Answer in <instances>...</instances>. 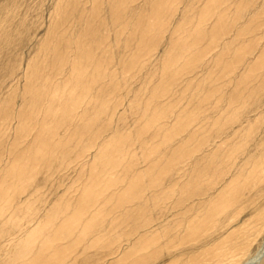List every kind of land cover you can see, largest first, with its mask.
I'll list each match as a JSON object with an SVG mask.
<instances>
[{
  "label": "rangeland",
  "instance_id": "rangeland-1",
  "mask_svg": "<svg viewBox=\"0 0 264 264\" xmlns=\"http://www.w3.org/2000/svg\"><path fill=\"white\" fill-rule=\"evenodd\" d=\"M207 1L210 0H119L120 5H118V0H0V201L2 203L0 209L2 207L1 211L4 212L0 211L2 213L0 214V264L26 263L27 258H32L39 247L49 240L57 226L66 219L65 217L80 209L83 210V214L79 213L81 226L96 215L99 222L97 224L96 218L94 225L98 233L96 231L88 235L80 246L69 252L66 257L68 259L65 258L57 264H108L107 262L116 264L119 257L121 258L133 244L137 243L136 238L140 237L139 234H145L142 233L144 231L140 233L135 214L137 208H142L141 205L144 206V203L148 206L162 204L161 209L156 212L157 216L154 212L149 215L155 220H151L154 226L150 223L147 229L151 233L157 232L152 236L158 234L159 237L161 234L159 240L163 241L161 244L163 243L164 249L162 248L163 252L159 253V257L151 259L149 264H174V262L187 264L190 260L188 264H194L192 261L194 262L195 258L201 260L198 256L209 248L211 243H215L218 238V243L221 242V238L224 239L230 232L236 231L240 224L248 232L245 237L251 236L248 242L250 246L244 254L237 255L236 264H264V67L254 69L256 67L254 60L264 54V50L262 51L264 0L257 2H254L256 0H212L215 6L214 15L211 16L213 19L203 22L201 27L204 33L211 31L218 33L219 46L217 44L213 50L204 55L199 68L193 67L188 73L175 77L174 86L172 85L166 93L160 92L162 84L171 81L168 79V74L161 72L164 63L169 65L173 56L182 57L184 56L182 53L187 54L186 52L190 50L187 43L191 40L182 45L183 39L186 36L193 38L200 8L205 6ZM117 6L120 9L119 13L125 17L122 23H117L111 18L113 13L111 9ZM149 28L151 30H148ZM207 40L198 41L195 38L197 44L194 47L212 48ZM107 56L109 59L106 58ZM183 59L184 57L173 63L172 69L179 68ZM242 64L245 66L243 67ZM230 65L231 69L228 72L225 68ZM174 66L177 68L175 69ZM249 66L254 71H249V76L255 74L251 76L252 79L249 77L246 82H241L239 75L245 74ZM122 73L124 79H121ZM96 79L99 81L95 82ZM101 81L105 82L102 84ZM116 84L121 86L118 93L114 88ZM246 86L247 91L243 92ZM101 87L103 88L100 89ZM233 89L236 91L234 92ZM106 90L107 93L104 92ZM88 94L91 97H88ZM94 95L97 98L95 97L92 102L91 98ZM101 95L103 97H98ZM231 95H234L233 98ZM99 98L103 101L106 99L105 102L111 101L108 105L102 103ZM108 98L110 100H107ZM228 102L232 104L229 105ZM250 102L253 104L251 105ZM97 103L99 110L104 103L106 109L109 106L110 108L108 111L104 109V112L102 107L101 112L95 107ZM111 103L115 104L112 106ZM241 103L250 105L244 106ZM245 107L247 108L243 110ZM231 110L232 115L228 116ZM106 112L110 115H106ZM157 113L160 116L162 114V118L149 125L151 116H154L155 120ZM67 117L65 123L64 118ZM226 120L229 121L228 124ZM247 120H250L249 123L246 122ZM63 123L64 127H62ZM55 125L60 128L57 129ZM213 125L216 127L212 128ZM228 126L233 127V130ZM225 127L226 130L231 131H224ZM215 128H218L217 131L213 130ZM173 130L175 135L172 134ZM248 131H250L249 135H247ZM216 132L217 135L214 134ZM116 134L117 137H114ZM213 135L218 137L215 138ZM231 136L237 137L236 140H233L235 137L228 139ZM247 136L248 139L245 138ZM115 138L117 140L113 141ZM121 139H123L122 143L116 144V141ZM243 140H246V146ZM224 143L227 147L223 145ZM237 150L242 151V154ZM236 151L237 154H234ZM112 153L115 155L113 156ZM227 157L230 159L228 160ZM101 162H105L104 165ZM94 163L97 166L95 172H92L91 166ZM228 165L233 166L232 169ZM11 176H14V182H17L12 183L13 187L16 185L14 190L13 187L11 188L13 182ZM220 176L221 179L218 178ZM137 180L138 188L133 189L131 193L133 187L130 184ZM106 181H109V185L113 183L108 190L101 186L96 187L97 182L105 184ZM115 184L118 188L114 191ZM188 184L191 187L187 188ZM205 186L207 188L211 186L210 190ZM184 187L190 190L191 196ZM196 189L199 190V195L208 194L202 197L197 195L199 199L195 195ZM88 190L96 193L87 195ZM172 190H175L176 194ZM224 190L228 192L225 194ZM183 191L186 192V196ZM123 192H126L127 198L130 199L126 200L127 202L129 200L128 203L125 202L126 204L123 202L125 205L116 202L119 194ZM222 192L226 196L221 195ZM179 193L187 197V203L184 196H180ZM134 195H138L142 200L134 201L135 198L131 200ZM143 196H146L145 199ZM222 196L229 197L225 204L228 207L223 209L224 211L220 210L223 213H219L220 218L216 226L210 229L212 231H207L204 240L201 236L197 241L186 244L187 246L181 245L179 246L181 251L177 248L178 245L169 246L175 245L172 243L173 236L177 235L174 239L176 240L184 233L186 220L191 218L190 216L201 217L205 209L215 199H222ZM82 197L86 204L84 208L78 206ZM111 198L114 199L113 202L110 201L112 204L108 202ZM4 199L7 204L4 203ZM22 202L24 204L21 205ZM178 202L184 203L179 205ZM196 204L200 206L197 208ZM119 205L123 206L122 209H119L121 208ZM185 211H188V214ZM230 212L237 215L234 217V213ZM167 213L171 214L167 215ZM121 214L125 215L121 216ZM132 214L135 217H132ZM223 214L226 216H222ZM53 216L57 219L54 220ZM231 216L234 220L233 218L228 220ZM241 216L245 217L243 221ZM168 217L171 219V221L168 219L171 224L166 220ZM46 219L52 221L45 222ZM220 219L223 222L221 224H219ZM123 222H129V225L125 226L126 223ZM177 223H181L184 228H181L182 225L177 229L174 228ZM222 224H225V227H221ZM42 225L46 226L45 230ZM81 226L76 232L69 231V236L65 235L63 242H55L52 249H57V246L59 250L69 251L73 238L81 233ZM132 228L137 229L138 234ZM213 229H217L216 233ZM45 231L49 232L45 233ZM168 235L171 237L168 238ZM211 237L215 240L213 241ZM29 242L32 245L27 251V258L24 256V260H18L21 258V256L16 258L19 248ZM197 242L204 244L201 246ZM194 243H197L196 246ZM168 248L173 249V252ZM192 249L195 251L193 252ZM196 250L199 252L197 253ZM57 253L48 251L44 255L48 257ZM44 260L48 261L46 258Z\"/></svg>",
  "mask_w": 264,
  "mask_h": 264
},
{
  "label": "bare ground",
  "instance_id": "bare-ground-1",
  "mask_svg": "<svg viewBox=\"0 0 264 264\" xmlns=\"http://www.w3.org/2000/svg\"><path fill=\"white\" fill-rule=\"evenodd\" d=\"M135 1V0H134ZM160 1V0H159ZM192 1V0H191ZM203 1V0H202ZM215 1V0H214ZM254 1V0H253ZM194 2V1H193ZM254 2H257V0L256 1H254ZM118 5H120V2H119V0H118ZM195 3V2H194ZM218 4H219V2H217ZM235 3V2H234ZM190 4V3H189ZM159 5V4H158ZM197 5H198V3H197ZM203 5V4H202ZM201 5V6H202ZM235 5V4H234ZM191 6V5H190ZM192 6H195V4L193 5L192 4ZM196 7V6H195ZM198 7V6H197ZM214 2H212V0H210V1H207L206 2V4H205V6H203L202 8H200V12H199V14H198V17L197 18H199L198 20H196V27H197V29H194L195 30V32H194V35H193V38H192V36H186L185 34V36H186V38L185 39H183V44L182 45H184V44H186V42L189 40H191V42L190 43H187V47L188 48H190V50L188 51V52H186L187 54H183L182 53V55H184V56H182V57H179V56H173L172 58H173V60L171 61V62H169V65L167 64L166 65V63H164V66L162 67V73L164 74H168L169 76H168V79L169 80H171L170 81V83H163L162 85V87H160V92L161 93H166V92H168L169 90H170V88H171V86L174 84L173 82H174V78L175 77H177V76H180V75H183V74H186V73H188L189 72V70L191 69V68H195V67H197V68H199V64H200V61L202 60V58L204 57V55L205 54H207V52L208 51H210L211 49L213 50L214 49V47L215 46H217V44H218V42H219V38L220 37H218V33L217 32H213V31H211L210 33H204V31L202 30V27H201V24L203 23V22H206V21H208V20H210L212 17L211 16H213L214 15V13H213V10H214ZM259 7V6H258ZM194 8V7H193ZM191 9H192V7H191ZM189 10V9H188ZM188 10H187V13H188ZM111 11H113V13H112V20L113 21H115V22H117V23H119V22H123L124 20H125V17L123 16L122 17V15H121V13H119V11H120V9H119V7L117 6V7H114L113 9H111ZM186 11V10H185ZM194 11V10H193ZM196 11V10H195ZM106 12V11H105ZM215 12V11H214ZM189 14V13H188ZM128 16V15H127ZM106 17V16H105ZM143 17V16H142ZM195 17V16H194ZM124 18V20L122 21V19ZM189 18H191V17H189ZM216 18V17H215ZM192 20H193V18H191ZM213 19V18H212ZM187 20V19H186ZM188 21V20H187ZM147 22V21H146ZM214 22V21H213ZM263 22V21H262ZM107 23V22H106ZM151 23V22H150ZM149 23V24H150ZM189 24H190V22H188ZM193 23H194V21H193ZM157 24V23H156ZM186 24V23H185ZM223 24V23H222ZM258 24V23H257ZM200 25V26H199ZM185 27V26H184ZM195 27V28H196ZM190 28V27H189ZM186 29H188L187 27H186ZM185 28H184V30H186ZM192 29V28H191ZM123 30H124V28H123ZM148 30H151L150 28L148 29ZM193 30V31H194ZM252 30H253V28H252ZM189 31V30H188ZM119 32V31H118ZM142 32V31H141ZM181 32V31H180ZM184 32V31H183ZM187 34H188V32H186ZM195 33H196V35H195ZM239 33V32H238ZM251 33V32H250ZM192 34V33H191ZM241 34H243V33H241ZM252 34H253V31H252ZM192 38V39H191ZM197 39L198 41H200L201 39H203V40H206V39H208L207 41V43L209 44V46L210 47H212V48H210V49H208V47H205V48H195L194 46L197 44V43H195V42H197V41H194V39ZM263 39V38H262ZM120 41V40H119ZM185 41V42H184ZM120 43V42H119ZM125 44V43H124ZM220 44V43H219ZM219 44H218V46H219ZM258 45V44H257ZM120 47V46H119ZM183 47V46H182ZM194 47V48H193ZM256 47V46H255ZM97 48V47H96ZM184 48V47H183ZM253 48V47H252ZM186 49V48H185ZM138 50H139V48H138ZM192 50H194V51H192ZM254 50V49H253ZM264 49H262V51H263ZM122 51V50H121ZM184 51V50H183ZM261 51V50H260ZM261 51V52H262ZM260 52V55L262 54ZM165 54H167V53H165ZM106 55H108V54H106ZM105 55V56H106ZM259 55V54H258ZM243 56V55H242ZM95 57H97V55L95 56ZM168 57V56H167ZM184 57V61H183V63H182V65L179 67V68H177V67H175L174 66V68L176 69V70H173L172 69V64L173 63H177L180 59H182ZM106 58H108L109 59V57L107 56ZM100 59V58H99ZM105 59V58H104ZM107 59V60H108ZM114 59V58H113ZM251 59V58H250ZM108 61H110V60H108ZM254 61H256V67L254 68L255 70L257 69V68H260L261 66H263L264 67V54L263 55H261L260 57H257V59L256 60H254ZM106 62V61H105ZM112 62V61H111ZM221 62V61H220ZM233 62V61H232ZM243 62V61H242ZM249 62V61H248ZM122 63V62H121ZM215 63H216V61H215ZM245 63V62H244ZM111 64V63H110ZM109 64V65H110ZM217 64H220V63H218L217 62ZM216 64V65H217ZM224 64V63H223ZM240 64H241V60H240ZM93 65V64H92ZM235 65V64H234ZM250 65V64H249ZM253 65H255V64H253ZM253 65H251V66H253ZM110 66H112V64L110 65ZM109 66V67H110ZM179 66V65H178ZM222 66V65H221ZM223 66H226V65H223ZM237 66H240V65H237ZM242 66L244 67L245 66V64H242ZM242 66H240V67H242ZM102 67V66H101ZM105 67H107V66H105ZM114 67V66H113ZM112 67V68H113ZM218 68V67H217ZM227 68V67H226ZM225 68V70L226 71H230V69H231V65H230V67L228 66V68L226 69ZM246 69H247V71H246ZM244 68V72H245V74H242V75H239V77L241 76V78H240V81L241 82H246V80L250 77V79H252V77H253V75L255 74H252L251 76H249V71H251V72H254L253 71V69L252 68H250V66L249 67H247V68ZM117 70V69H116ZM88 71H89V69H88ZM121 71H123V69L121 70ZM107 72V71H106ZM91 73V72H90ZM102 74V73H101ZM264 74V73H263ZM256 76H257V74H256ZM259 76V75H258ZM85 77H86V73H85ZM107 77V76H106ZM122 77H124V73H122L121 74V79H124V78H122ZM99 79H101V78H99ZM99 79H96L95 80V82L96 81H99ZM104 79V77L102 78V80ZM258 80V78L256 79V81ZM106 81V80H105ZM104 81V82H105ZM109 81V80H108ZM118 81V80H117ZM102 82V81H101ZM104 82H102V84L104 83ZM81 83V82H80ZM230 83V82H229ZM104 85H106V84H104ZM174 86V85H173ZM80 87V86H79ZM106 87V86H105ZM250 87V86H249ZM249 87H248V89H249ZM103 87H101L100 89H102ZM111 88H113V86H111ZM115 90H116V92L118 91V89L119 88H121V86L120 85H118V84H116L115 85ZM125 88V87H124ZM91 89V88H90ZM251 89V88H250ZM254 89V88H253ZM94 90V89H93ZM110 90V92H111V89H109ZM234 90V89H233ZM259 90V89H258ZM231 91H232V89H231ZM230 91V93H232ZM236 91V89L234 90V92ZM243 92H245V91H247V86L245 87V89H243L242 90ZM90 92V91H89ZM88 92V93H89ZM93 92V91H92ZM95 92V91H94ZM93 92V93H94ZM104 92H106L107 93V90L106 91H104ZM103 92V94H106V93H104ZM173 92V91H172ZM171 92V93H172ZM233 92V93H234ZM118 93V92H117ZM160 93V94H161ZM232 93V94H233ZM242 92H240V94H241ZM97 94V93H96ZM95 94V95H96ZM102 94V95H103ZM113 94L115 95V92H113ZM157 94H159L158 92H157ZM86 95V94H85ZM93 95V94H92ZM94 95V97H92L91 98V101L92 100H94L95 99V97L98 95H96L95 96ZM100 95V94H99ZM98 96V97H103V96ZM109 94H107V96H108ZM155 95V94H154ZM90 95L88 94V97H89ZM106 96V97H107ZM117 96H119V95H117ZM234 96V95H233ZM233 96L231 95V98H233ZM86 97H87V95H86ZM91 97V96H90ZM113 98V96H110V98ZM116 97V96H115ZM153 97V96H152ZM228 97H229V95H228ZM97 98V97H96ZM99 98V100H101V102L103 103V102H105L106 101V99H104V101L102 100V99H100ZM110 98H108L107 100H110ZM53 99H54V97H53ZM115 99V98H114ZM121 99V98H120ZM156 99V98H155ZM54 100H56V99H54ZM116 100V99H115ZM153 100V99H152ZM167 100V99H166ZM230 101L232 100V99H229ZM228 100V101H229ZM243 100V99H242ZM52 101V100H51ZM82 101V100H81ZM91 101H90V103H91ZM111 101V100H110ZM110 101H107V102H105V103H110ZM229 101V102H230ZM93 102V101H92ZM148 103H149V101H147ZM228 102V103H229ZM233 102V101H232ZM52 103H53V101H52ZM99 103V102H98ZM98 103L96 104L97 106H95V107H97L98 108ZM105 103L103 104L104 106H105ZM109 103H108V105H109ZM226 103V102H225ZM228 103H227V106H228ZM115 104V103H114ZM113 104V105H114ZM161 104V103H160ZM232 103H229V105H231ZM242 105L244 104V106H246L247 104L248 105H250L251 104V102H250V104L249 103H247V104H245V103H241ZM253 104V103H252ZM251 104V105H252ZM256 104V103H255ZM90 105V104H89ZM88 105V106H89ZM93 105V104H92ZM91 105V106H92ZM100 105H101V103H100ZM107 105V104H106ZM107 105V106H108ZM111 105H112V103H111ZM112 105V106H113ZM118 105V104H117ZM121 105V104H120ZM156 105H157V103H156ZM247 105V106H248ZM261 105V104H260ZM86 106H87V104H86ZM91 106H90V108H91ZM104 106H102L101 105V109H102V107H103V110L104 109H106ZM241 106V105H240ZM95 107H93V108H95ZM160 107V106H159ZM241 107H243V106H241ZM254 107V106H253ZM88 109H89V107H87ZM86 108V109H87ZM109 108H110V106H109ZM109 108H107L106 110L108 111V109ZM226 108V107H225ZM224 108V109H225ZM247 107H245V108H243V110L244 109H246ZM251 108V107H250ZM255 108V107H254ZM257 108V107H256ZM99 110V108L97 109V110H99V111H103V110ZM231 109V108H230ZM232 109H234V108H232ZM258 109H260L259 108V106H258ZM257 109V110H258ZM83 110H85V108L83 109ZM92 110H94V109H92ZM227 110H229V109H227ZM240 110V108L238 109V111ZM255 110V109H254ZM76 111H78V110H76ZM234 111V110H233ZM252 110H250V112H251ZM71 112V111H70ZM83 112V111H82ZM104 112H105V110H104ZM235 112V111H234ZM233 112V113H234ZM254 111H252V113H253ZM56 113V112H55ZM163 113V112H162ZM167 113V112H166ZM219 113V112H218ZM247 113V112H246ZM260 113V112H259ZM258 113V114H259ZM52 114L54 115V117H55V114H54V112H52ZM71 114H73L72 112H71ZM76 114V113H75ZM85 114V113H84ZM110 115V113H108V112H106V115ZM165 114V113H164ZM81 115V114H80ZM231 116L232 115V110H231V113L230 114H228V116ZM61 116H63V115H61ZM60 116V117H61ZM69 116H71V115H69ZM72 116H74V114L72 115ZM77 116H78V114H77ZM82 116V115H81ZM112 116V115H111ZM161 116H162V114H161ZM160 116V114L159 113H157L156 114V117H155V120H154V116H151V118H150V120L148 121L150 124L149 125H151V124H153L154 122H156V121H159L162 117ZM49 117H50V115H49ZM59 117V118H60ZM66 117V116H65ZM242 117V116H241ZM259 117H261V116H259ZM259 117H258V119H259ZM47 118H48V116H47ZM72 118V117H71ZM73 118H75V117H73ZM79 118V117H78ZM83 118V117H82ZM227 118V117H226ZM234 117H232V119H233ZM251 118V117H250ZM262 118V117H261ZM45 119V118H44ZM57 119H58V117H57ZM56 119V120H57ZM68 120V117L67 118H64V122L66 123V120ZM80 119V118H79ZM229 120L231 119V117L230 118H228ZM247 119H248V117H247ZM264 119V118H263ZM73 120V119H72ZM235 120V119H234ZM241 120V119H240ZM244 120V119H243ZM242 120V121H243ZM251 120V119H250ZM250 120H247L246 122H248V121H250ZM257 120V119H256ZM61 121H63V120H61ZM70 121H71V119H70ZM227 121V124H228V120H226ZM235 121H238V120H235ZM263 121V120H262ZM54 122V121H53ZM68 122V121H67ZM230 122H232V121H230ZM241 122V121H240ZM255 122V121H254ZM258 122V121H257ZM91 123H93V122H91ZM107 123V122H106ZM226 123V122H225ZM235 123V122H234ZM233 123V124H234ZM242 123V122H241ZM249 123V122H248ZM58 124V123H57ZM56 124V125H57ZM60 124V123H59ZM67 124H69V122L67 123ZM238 124V123H237ZM246 124V123H245ZM244 124V125H245ZM251 125H252V123H250ZM54 126V127H56L57 129H59L60 127H57V126H59V125H57V126ZM104 125H106V124H104ZM148 125V124H147ZM182 125V124H181ZM243 125V124H242ZM257 125V124H256ZM262 125V124H261ZM51 127H52V125H50ZM66 126V125H65ZM175 126V125H174ZM246 126V125H245ZM255 125H253V127H254ZM62 127H64V123H63V126ZM67 128H68V125L66 126ZM84 127V126H83ZM86 127V126H85ZM177 127L178 128H180V126L179 125H177ZM214 127H216L215 125H213V127L212 128H214ZM218 127H220V126H218ZM233 127H234V125H233ZM232 127V128H233ZM247 127V126H246ZM253 127H251V128H253ZM257 127V126H256ZM224 128V127H223ZM226 128L227 127H225V129H224V131H227V130H230V129H227L226 130ZM228 128H231L230 126H228ZM231 128V129H232ZM68 129H70V128H68ZM184 129V128H183ZM216 129H218V128H215V129H213L214 131H217ZM221 129V128H220ZM236 129H238V128H236ZM245 129V128H244ZM175 130V129H174ZM173 130V135H175V131L177 130V132H178V129L176 128V130L174 131ZM180 130V129H179ZM233 130V129H232ZM240 130H241V127H240ZM240 130L238 129L237 131H239V133H240ZM251 130V129H250ZM212 131V130H211ZM219 131V130H218ZM224 131H222L223 133H224ZM231 131V130H230ZM235 131V130H234ZM237 131H235V132H237ZM170 132V131H169ZM249 132L250 131H248L247 132V135H249ZM116 132H114V134H115ZM212 133V132H211ZM220 133V132H219ZM229 133V132H228ZM234 133V132H233ZM239 133L237 132V134L239 135ZM242 133V132H241ZM240 133V134H241ZM113 134V133H112ZM167 134V133H166ZM170 134V133H169ZM214 134H216L217 135V132L216 133H214ZM235 134V133H234ZM233 134V135H234ZM168 135V134H167ZM171 135V134H170ZM241 135H243V133L241 134ZM112 136V135H111ZM172 136V135H171ZM213 136H215V135H213ZM220 136V135H219ZM227 136H229V134H227ZM246 136V135H245ZM109 137V136H108ZM113 137V136H112ZM114 137H117V134H116V136H114ZM216 137H218V136H215V138ZM235 137V136H234ZM233 137V138H234ZM242 137V136H241ZM111 138V137H110ZM119 138V137H118ZM232 138V136H231V138H228V139H233ZM236 138L237 137H235V139H233V140H236ZM245 138H249L248 136L247 137H245ZM244 138V139H245ZM213 139V138H212ZM218 139V138H217ZM238 139L239 140H241V138H239L238 137ZM246 139V140H247ZM106 140V139H105ZM115 140H117V138H115V139H113V141H115ZM226 140V139H225ZM245 140V141H246ZM251 140V139H250ZM122 141H123V139H121V140H119V141H116V144H120V143H122ZM244 141V140H243ZM242 141V142H243ZM245 141H244V143H245ZM84 142V141H83ZM228 142H229V140H228ZM247 142H248V140H247ZM246 142V143H247ZM255 142V141H254ZM239 143V142H238ZM246 143H245V146H246ZM234 144V143H233ZM240 144V143H239ZM104 145H106V144H104ZM103 145V146H104ZM223 145H225L226 146V144L224 143ZM227 145H229V144H227ZM231 145V144H230ZM229 145V146H230ZM237 145V144H236ZM242 145H243V143H242ZM115 146V145H114ZM200 146H203V145H200ZM238 146V145H237ZM244 146V145H243ZM243 146H241L240 145V147H242L243 148ZM258 146V145H257ZM198 147H199V144H198ZM227 147V146H226ZM232 147H233V145H232ZM95 148V147H94ZM182 148V147H181ZM180 148V149H181ZM236 148V147H235ZM245 148V147H244ZM99 149V148H98ZM218 149H220V147H218ZM227 149V148H226ZM82 150V149H81ZM221 150V149H220ZM181 151V150H180ZM217 151V150H216ZM228 151V150H227ZM239 153H241L242 151H244V149L242 150V151H239V150H237ZM237 151H236V153H234V154H237ZM68 152V151H67ZM81 152V151H80ZM99 152H100V150H99ZM211 152H212V150H211ZM229 152V151H228ZM231 152V151H230ZM96 153V152H95ZM244 153V152H243ZM113 154V156L115 155V153H112ZM224 154V153H223ZM227 154V153H226ZM242 154V153H241ZM40 155V154H39ZM93 155H95L96 156V154H93ZM92 155V156H93ZM211 155V154H210ZM222 155V154H221ZM233 155V154H232ZM231 155V156H232ZM97 156H100V155H97ZM215 156V155H214ZM228 156V155H227ZM235 157H236V155H234ZM238 156V155H237ZM84 157V156H83ZM108 157V156H107ZM120 157V156H119ZM211 157V156H210ZM220 157V156H219ZM218 157V158H219ZM229 157V156H228ZM228 157H227V159H228ZM235 157H234V161L236 160L235 159ZM98 158V157H97ZM97 158H95V159H97ZM106 158V157H105ZM107 159V158H106ZM211 159V158H210ZM230 159V158H229ZM228 159V160H229ZM92 160L94 161V159L92 158ZM225 160H226V157H225ZM264 160V159H263ZM102 161V160H101ZM104 161V160H103ZM108 161V160H107ZM233 161V162H234ZM106 162V161H105ZM104 162V163H105ZM231 162V161H230ZM232 162V163H233ZM264 162V161H263ZM103 162H101V164H102ZM104 163H103V165H104ZM108 163V162H107ZM114 163V162H113ZM112 163V164H113ZM225 163V162H224ZM228 163V162H227ZM100 164V165H101ZM236 164V163H235ZM17 165H19L18 163H17ZM82 165H83V163H82ZM93 165V164H92ZM102 165V166H103ZM108 165H110V163H108ZM211 165V164H210ZM215 165V164H214ZM217 165V164H216ZM215 165V166H216ZM262 165V164H261ZM96 164L94 163V165L93 166H91L92 168H93V170H92V172H95V169H96ZM106 166V165H105ZM208 166H209V164H208ZM229 166V165H228ZM112 167V166H111ZM229 167H231L230 169H232V167L233 166H229ZM81 168V167H80ZM100 168V167H99ZM108 169H110L109 167H107ZM107 168H105V169H107ZM221 168H223V167H221ZM14 169V168H13ZM17 169H18V167H17ZM17 169L15 170V171H17ZM104 169V170H105ZM210 169V168H209ZM218 169V168H217ZM224 169V168H223ZM7 173V172H6ZM10 173V172H9ZM102 173H104V174H106V172H102ZM108 173V172H107ZM93 174V173H92ZM97 174V173H96ZM222 174H223V172H222ZM7 175V174H6ZM200 175V174H199ZM219 175V174H218ZM10 176V175H9ZM22 176V175H21ZM106 176H108V174L106 175ZM239 176V175H238ZM13 177L14 176H11V178L13 179ZM10 178V180H12ZM137 178H139V177H137ZM218 178H220L221 179V176L220 177H218ZM232 179V178H231ZM239 179V178H238ZM217 180V179H216ZM15 181V179H13V182H11V185H12V183H15L14 182ZM108 182L109 181H106L105 182V184H103V183H99V182H95L96 183V187L98 188V186H101V188H103V189H105V190H108V187H110V186H113V183L111 184V185H109L108 184ZM240 182V181H239ZM17 183V182H16ZM15 183V184H16ZM251 183V182H250ZM20 184V183H19ZM18 184V185H19ZM216 183H214V185H215ZM219 183L217 182V185H218ZM228 184V183H227ZM226 184V185H227ZM242 184H243V182H242ZM11 185H9V186H11ZM130 185H132V189H131V193H132V190L134 189H136V188H138L137 186L139 185L138 184V180L135 182V181H133L132 182V184H130ZM212 185V184H211ZM208 186V185H207ZM213 186V185H212ZM8 187V186H7ZM13 187V185L11 186V188ZM16 187V185L12 188L13 190H14V188ZM96 187H95V189H96ZM171 187V186H170ZM170 187H169V189H170ZM186 187L188 188V187H191V186H189V184L188 185H186ZM196 187V186H195ZM206 187V186H205ZM204 187V188H205ZM211 187V186H210ZM209 187V188H210ZM214 187H216V186H214ZM214 187H212V188H214ZM114 191L115 190H117V184H115L114 185ZM139 188H141L140 186H139ZM185 188V187H184ZM187 188H185L187 191H188V189ZM207 188V187H206ZM209 188H207V189H209ZM232 188H234V186L232 187ZM12 189H11V191H12ZM198 189H200V188H198ZM198 189H196L197 190V194H195L196 196L197 195H199L198 194ZM224 189V188H223ZM225 189H227V187H225ZM230 189V188H229ZM146 190V189H145ZM191 190H193L194 191V189H191ZM210 190V189H209ZM5 191H6V189H5ZM113 191V194L115 193ZM142 191V190H141ZM175 190H172V192H174ZM190 191V190H189ZM187 192V194H189L190 192ZM192 191V192H193ZM201 192H202V190H200ZM240 191V190H239ZM10 191H8V193H9ZM130 192H129V194H130ZM144 192V191H143ZM167 192V191H166ZM165 192V193H166ZM184 192V194H185V196L187 195L186 194V192L185 191H183ZM196 192V191H195ZM204 192H206L205 190H204ZM210 192V191H209ZM219 192V191H218ZM227 193L228 191L226 190H224V193ZM234 192V191H233ZM8 193H7V195H8ZM96 192H94L93 190H88L87 192H86V194L87 195H94ZM134 193V192H133ZM181 193V192H180ZM179 193V194H180ZM200 193V192H199ZM203 193V192H202ZM221 193V192H220ZM223 193V192H222ZM224 193L223 194H221V195H224ZM225 193V194H226ZM230 193V192H229ZM242 193V192H241ZM2 194H4V193H2ZM112 194V195H113ZM143 194V193H142ZM152 194V193H151ZM154 194V193H153ZM174 194H176V191H175V193ZM174 194H173V197H174ZM178 194V193H177ZM194 194V193H193ZM192 194V195H193ZM205 193H203L202 195H204ZM208 193H206L205 195H207ZM230 194H232V193H230ZM240 194V193H239ZM169 196H170V194H168ZM172 195V194H171ZM181 195H183V194H180V196ZM190 195V194H189ZM202 195L200 194L199 196H201L202 197ZM211 196H212V194H210ZM244 195V194H243ZM3 196H5V194L3 195ZM2 196V197H3ZM184 196V195H183ZM184 196V198H185V201H186V203H187V197H185ZM191 196V195H190ZM199 196H197L199 199H200V197ZM214 196V195H213ZM212 196V197H213ZM216 196V195H215ZM220 196V195H219ZM224 196H226V195H224ZM224 196H222V199L220 198H218V199H215V201L214 202H212L211 203V205H209V207H207V209H205V213H203L202 215H201V217H199V216H197V215H192L193 213H191V215L193 216H190L191 218H189V217H187V218H189V219H187L186 220V226H185V229H183L184 231V233L180 236V238L178 237V238H176V240H174L175 239V237L177 236V235H175V236H173V238H172V243H174L175 245H173L172 244V246L171 245H169L170 247H173V246H177V248L178 249H180V251H181V248L179 247V246H181V245H186V244H188L189 242H191V241H197V239H199V237H201V238H203V240H204V238L206 237L205 235H206V233H208L207 231L209 230V231H212V230H210L212 227H214V225L216 226V224H217V222H218V218H220L218 215H219V213H223V209H226V207H228L227 205H225L227 202H228V200H226L227 198L229 199V197H224ZM230 196V195H229ZM146 197V196H145ZM145 197L143 196V198L145 199ZM165 197V196H164ZM204 197V196H203ZM206 197V196H205ZM5 198V197H4ZM134 198H135V200H134ZM140 197L138 196V195H134V197L133 198H131V200L133 199L134 201H136L137 199H139ZM179 198V200H181L180 199V197H178ZM184 198H183V201H184ZM189 198H191V197H189ZM197 198V200H199ZM210 198V197H209ZM216 198V197H215ZM114 199H115V197H114ZM113 198H111L110 200L108 199V202H110V201H112L113 202V200H114ZM127 199H129V198H127V194H126V192H123V193H121V194H119V196L117 197V200H116V202H118V203H125V202H127L126 200ZM148 199V198H147ZM170 199H172V198H170ZM130 200V199H129ZM129 200H128V202H129ZM140 200H142V199H139V201ZM202 200H204V198L202 199ZM207 200V199H206ZM4 201H5V199H4ZM148 201V200H147ZM178 201V200H177ZM193 201V200H192ZM195 201V200H194ZM201 201V200H200ZM231 201V200H230ZM233 201V200H232ZM8 202V201H7ZM24 202V201H23ZM21 203V205L22 204H24V203ZM112 202H110L111 204H112ZM127 202V203H128ZM131 202V201H130ZM203 202H205V200L203 201ZM5 204H7L6 203V201L4 202ZM3 203V204H4ZM9 204H12L11 202H8ZM121 204V205H125V204ZM136 203H139V202H136ZM174 203H175V201H174ZM182 203H184V202H182ZM182 203H180L179 204V202H178V204L179 205H181ZM236 203H238V202H236ZM0 204H2L1 203V201H0ZM5 204L3 205V207H5ZM133 204H134V202H133ZM140 204V203H139ZM141 204H143V203H141ZM145 205L143 206V205H141L142 206V208H140V207H138L137 205H136V208L138 207V208H140L139 210H138V208H137V210H136V218L138 219V223H137V225L139 224V226H138V228H139V230H140V233H141V231H144V232H142V233H145V234H139L140 235V237H138V238H136L134 235H132V234H134V232H136V230L134 229V228H132L133 229V231L134 232H132V234L131 233H129L130 235H132V236H134L138 241H137V243H135V244H133L132 245V248L130 247V249H128L123 255H122V257L120 258L119 257V259H118V261H117V263L116 264H149L150 262V260L151 259H155V257H159V253L160 252H163L162 251V248H163V243L161 244V242H163V241H161L160 242V240H159V237H160V232H159V237H158V234H156V235H154V236H152L153 235V233H151L148 229H147V227H148V224H150V223H152L153 221H151L152 219H153V217H151V216H149L150 214H152V212H154V215L156 214V212H158V209L162 206V204L161 205H153V206H148V205H146L147 203H144ZM153 204V203H152ZM178 204H177V206H178ZM189 204H190V201H189ZM188 204V205H189ZM213 204L215 205V207H213ZM19 205V204H18ZM84 205H86L85 203H84V199H83V197H82V199H81V201H79L78 202V206L79 207H83ZM171 205V204H170ZM183 205V204H182ZM197 205V208H198V206H200V204L198 205V204H196ZM204 205V204H203ZM232 205V204H231ZM2 206V205H1ZM8 206V205H7ZM15 206V205H14ZM126 206H128V205H126ZM126 206H124L126 209H127V207ZM130 206V205H129ZM140 206V205H139ZM173 206V205H172ZM184 206H186V205H184ZM202 206V205H201ZM18 207V206H17ZM21 207V206H20ZM86 207V206H85ZM119 207H121V208H119V209H122V207L123 206H120L119 205ZM165 207H167V206H165ZM183 206H181V208H182ZM194 207H196V206H194ZM204 207V206H203ZM26 208H27V206H26ZM84 208V207H83ZM134 208V207H133ZM181 208H179V209H181ZM202 208V207H201ZM230 208H233V207H230ZM229 208V209H230ZM235 208V207H234ZM254 208H255V206H254ZM253 208V209H254ZM260 208V207H259ZM18 209V208H17ZM131 209V208H130ZM161 209V208H160ZM163 209V208H162ZM168 209H169V207H168ZM170 209H172V208H170ZM175 209H177L178 210V208H176L175 207ZM185 209H186V207H185ZM228 209V208H227ZM252 209V210H253ZM1 210H3V208L1 207V209H0V211ZM15 210V209H14ZM87 210H88V207H87ZM129 210V209H128ZM166 209H164V211H165ZM199 210V209H198ZM202 211H203V209H201ZM220 210H223L222 212L220 211ZM232 210H234V209H232ZM232 210H231V212H232ZM58 211V210H57ZM111 211H113V210H111ZM132 211H134V209H132ZM131 210H130V213L132 212ZM189 211V210H188ZM188 211H185L186 212V214H188ZM220 211V212H219ZM228 211V210H227ZM1 212H3V211H1ZM59 212V211H58ZM125 212H127V210L125 211ZM135 212V211H134ZM134 212H133V214H134ZM175 212H176V210H175ZM194 212V211H193ZM204 212V211H203ZM230 212V213H231ZM241 212V211H240ZM4 213V212H3ZM27 213V212H26ZM63 213H64V211H63ZM62 212H61V214H63ZM79 213H81V214H83V210L82 209H80L79 211H74V214H72V215H70L69 217H68V219H67V217H65L66 219H64V221L60 224V225H56L57 226V228L53 231V233L51 234V236H50V238H49V240L48 241H46V243L42 246H40L39 247V249H38V251H37V253L32 257V258H27V256H28V249L30 248V245H32V243H25V245H23L21 248H19L20 250H18V255H16V258L17 257H19V256H21V258L20 259H18V260H20V261H22V260H24L23 258H24V256L28 259H26L27 261H25L26 263H24V264H57L58 262H60L61 260L62 261H64V259L68 256V254H69V252L73 249V248H76V247H78V246H80L81 244H82V242H84V240H85V238L88 236V235H91V234H94V232H96L95 231V226L96 225H94V222H95V220H96V215H93L92 216V218L91 219H89L88 220V222H85V224H84V226L82 225L81 226V224H82V220H80V217H79ZM120 213V212H119ZM122 213V212H121ZM181 214H183L184 212H180ZM201 213V212H200ZM229 213V214H230ZM234 213V212H233ZM233 213H231V214H233ZM253 213V212H252ZM260 213V212H259ZM0 214H2V213H0ZM58 214V213H57ZM69 214V213H68ZM98 214V213H97ZM100 214V213H99ZM128 214H129V211H128ZM132 214V215H133ZM134 214V215H135ZM169 213H167V215H168ZM171 214V213H170ZM169 214V215H170ZM178 214V213H177ZM226 214V213H225ZM228 214V213H227ZM240 214H242V212L240 213ZM102 215V214H101ZM100 215V216H101ZM120 215V214H119ZM123 215H125V214H123ZM122 214H121V216H123ZM127 215V214H126ZM132 216V217H135V216ZM180 215V214H179ZM178 215V216H179ZM203 215H205V216H203ZM236 216L237 214H233V216ZM243 215V214H242ZM50 216V215H49ZM156 216H157V214H156ZM163 216V215H162ZM177 216V217H178ZM181 216V215H180ZM184 216V215H183ZM221 216V215H220ZM222 216H224V214L222 215ZM226 216V215H225ZM224 216V217H225ZM234 216V217H235ZM256 216V215H255ZM120 217V216H119ZM130 217H131V215H130ZM161 217V216H160ZM176 217V216H175ZM230 217V216H229ZM234 217H232L231 216V218H229L228 220H232V218H233V220H234ZM239 217H240V215H239ZM241 217H243V216H241ZM53 218H54V220L55 219H57V217L55 218L54 216H53ZM52 218V219H53ZM122 218V217H121ZM124 218H126L125 216H124ZM158 218H159V216H158ZM166 218V217H165ZM164 218V219H165ZM170 217H168L166 220L167 221H171V219H169ZM181 218V217H180ZM222 218V217H221ZM255 218V217H254ZM261 218H262V216H261ZM9 219V218H8ZM7 219V220H8ZM48 219H50V218H48ZM52 219H51V221H52ZM63 219V218H62ZM61 219V220H62ZM103 219V218H102ZM123 219V218H122ZM169 219V220H168ZM177 220H178V218H176ZM243 219H245V217H243L242 218V221H243ZM249 219V218H248ZM97 220H98V218H97ZM153 220H155V219H153ZM156 220H157V218H156ZM174 220V219H173ZM177 220H175V221H177ZM221 221H219V224H221V222H222V219H220ZM228 220H227V222H228ZM240 220H241V218H240ZM262 220H263V218H262ZM6 221V220H5ZM4 221V222H5ZM10 221V220H9ZM29 221H31V219H29ZM45 222L47 221H50V220H44ZM50 221V222H51ZM121 221V220H120ZM123 221H125V219H123ZM170 221H169V223H170ZM174 221V222H175ZM237 222H238V219L236 220ZM236 221H235V224H236ZM242 221H241V223H242ZM249 221V220H248ZM251 221V220H250ZM253 221V220H252ZM49 222V223H50ZM61 222V221H60ZM98 222H99V220L97 221V224H98ZM157 222V221H156ZM159 222H160V220H159ZM164 222V221H163ZM173 222V221H172ZM226 222V224H228ZM255 222H256V218H255ZM261 222V221H260ZM264 222V221H263ZM123 223H126V222H123ZM129 223V222H128ZM128 223H126L125 224V226H127V224ZM223 223V222H222ZM225 223V222H224ZM233 224H234V222H232ZM232 223H230V224H232ZM240 223V222H239ZM5 224V223H4ZM45 223H43V225H44ZM171 224V223H170ZM183 224H184V222H183ZM43 225H42V228H44V230L46 229L45 227H43ZM129 225V224H128ZM152 225H153V223H152ZM155 225H156V223H155ZM157 225H158V223H157ZM166 225V224H165ZM167 225H168V227H169V224H168V222H167ZM182 224L181 223H177V224H175V227L174 228H178L179 226H181ZM225 224H222V226L221 227H225L224 226ZM229 225V224H228ZM47 226H48V223H47ZM82 227L81 229V233H79V234H76L77 236H75L76 238L74 239L73 238V243H72V245H70V250L69 251H66V249H63V250H59L58 249V247L56 246V248L57 249H52V247L54 246V243L55 242H58V243H60V242H63V239H64V237H65V235H66V237H68L69 235H68V233H69V231H73V232H76L78 229H79V227ZM98 226V225H97ZM151 226V225H150ZM154 226V225H153ZM220 226V225H219ZM235 227V226H233V225H230V227ZM244 226H245V224H244ZM12 227H14L13 225H12ZM120 227V226H119ZM121 227H123L122 226V222H121ZM160 227V226H159ZM164 227V226H163ZM167 227V228H168ZM184 228V226L182 225L181 226V228ZM221 227H218V228H221ZM254 227V226H253ZM75 228V229H74ZM154 228V227H153ZM155 228H157V227H155ZM236 228V227H235ZM255 228V227H254ZM40 229H41V227H40ZM54 229V228H53ZM96 229H97V227H96ZM127 229V228H126ZM149 229H151V228H149ZM172 229V228H171ZM232 229H234V228H232ZM38 229H36V231H37ZM153 230H155V229H153ZM152 230V231H153ZM181 230V229H180ZM213 230H215V229H213ZM217 230V229H216ZM216 230H215V233H216ZM221 229H219V231H220ZM223 230V229H222ZM29 231V230H28ZM128 232H129V230H127ZM163 231V230H162ZM177 231V230H176ZM176 231H175V233H176ZM42 232V230L40 231V233ZM46 232H49V231H45V233ZM127 232V233H128ZM131 232V231H130ZM150 232V233H149ZM224 232V231H223ZM228 232V231H227ZM25 233V232H24ZM39 233V234H40ZM97 233H98V231H97ZM125 233H126V231H125ZM125 233H124V237H125ZM137 234H138V232H136ZM149 233V234H148ZM155 233H157L156 231H155ZM154 233V234H155ZM168 233V232H167ZM178 233H179V231H178ZM181 233V232H180ZM212 233H214V232H212ZM222 233V232H221ZM21 234H23V233H21ZM42 234H44V233H42ZM41 234V235H42ZM129 234H128V236H129ZM163 234H164V232H163ZM174 234V232L172 233V235ZM177 234V233H176ZM247 234H248V232L245 230V229H243V226L240 224L239 225V227L236 229V231H234V232H230L224 239L223 238H221L222 240H221V242H219L218 243V241L216 240V241H214L215 239H213L212 237V240L215 242V243H211V245H209V248H207L203 253H200V256H198L199 258L201 257V260H199L198 258H195L194 259V262L192 261V263H194V264H236V262H237V260H236V258H237V255H242V254H244L245 253V251H246V249L248 248V246H250L249 245V236H251V235H249L247 238L245 237V236H247ZM27 235V234H26ZM47 235V234H46ZM45 235V236H46ZM68 235V236H67ZM73 235H75V234H73ZM127 235V234H126ZM138 235V236H139ZM212 235V234H211ZM213 235H215V234H213ZM10 236V235H9ZM12 236V235H11ZM71 236V235H70ZM131 236V237H132ZM205 236V237H204ZM221 236V235H220ZM120 237H122V236H120ZM171 237V236H170ZM169 237V235H168V238H170ZM217 237V236H216ZM70 238H72V237H70ZM127 238V237H126ZM129 238V237H128ZM164 238V237H163ZM167 238V237H166ZM165 238V239H166ZM200 238V239H201ZM67 239V238H66ZM120 239V238H119ZM125 239V238H124ZM123 239V241H126V240H124ZM130 239V238H129ZM162 239V238H161ZM13 240V242H14V239H12ZM65 240V239H64ZM72 240V239H71ZM164 240V239H163ZM169 240V239H168ZM10 241V240H9ZM119 241V240H118ZM117 241V242H118ZM131 241V240H130ZM129 240H128V242H130ZM136 241V240H135ZM134 241V242H135ZM201 241V240H200ZM11 242V241H10ZM24 242H26L25 240H24ZM120 242H121V240H120ZM206 242V241H205ZM217 242V243H216ZM36 243V242H35ZM123 243V242H122ZM121 243V244H122ZM165 243V242H164ZM197 243H199V242H197ZM196 243V244H197ZM209 243V242H208ZM119 244V243H118ZM118 244H117V246H118ZM195 244V243H194ZM196 244H195V246H196ZM200 245L202 244L201 242L199 243ZM204 244V243H203ZM202 244V245H203ZM127 245V244H126ZM189 245V244H188ZM193 245V244H192ZM191 245V246H192ZM201 245V246H202ZM121 246V245H120ZM127 246H129V245H127ZM167 246V245H166ZM168 246V247H169ZM187 246V245H186ZM205 246V245H204ZM206 246H207V244H206ZM20 247V246H19ZM193 247V246H192ZM199 247V246H198ZM121 248V247H120ZM125 248H127V247H125ZM129 248V247H128ZM165 248H167V247H165ZM118 249V248H117ZM164 249V248H163ZM169 249V248H168ZM167 249V250H168ZM188 249V248H187ZM187 249H185V251L187 250ZM189 249H190V247H189ZM188 249V250H189ZM195 249V248H194ZM196 249H197V247H196ZM166 250V251H167ZM169 250H171V249H169ZM173 250V249H172ZM171 250V251H172ZM174 250H176V249H174ZM184 250V249H183ZM198 250H200L199 248H198ZM34 251H36V250H34ZM48 251H51V252H58L57 254H54V256H50V255H48V257H46L47 255H44L46 252H48ZM123 251V250H122ZM192 251L194 252L195 250H193L192 249ZM197 251V250H196ZM173 252V251H172ZM175 252V254H176V251H174ZM199 251H197V253H198ZM165 253V252H164ZM183 253V252H182ZM197 253H195V254H197ZM161 254V253H160ZM193 254V253H192ZM33 255V254H32ZM168 255V257H169V254H167ZM167 255L165 256V258L167 257ZM31 256V255H30ZM29 256V257H30ZM115 256V255H114ZM111 257V256H110ZM174 257V256H173ZM196 257V256H195ZM44 258H46L48 261H46V260H44ZM178 258V257H177ZM188 258V257H187ZM186 258V259H187ZM189 258H191V257H189ZM22 259V260H21ZM66 259H68V258H66ZM172 259V258H171ZM184 259V258H183ZM182 259V260H183ZM193 259V258H192ZM116 260V259H115ZM174 260V259H173ZM172 260V261H173ZM185 260V259H184ZM188 260V259H187ZM16 261V260H15ZM61 261V262H62ZM168 261L170 262V260H169V258H168ZM167 261V262H168ZM191 261V260H190ZM190 261H188V262H190ZM60 262V263H61ZM114 262V261H113ZM149 262V263H148ZM161 262V261H160ZM180 262H182V261H180ZM185 262H186V260H185ZM188 262H187V264H188ZM59 263V264H60ZM108 264H109V262H107ZM166 264V263H165ZM168 264V263H167ZM174 264H175V262H174ZM189 264H191V263H189Z\"/></svg>",
  "mask_w": 264,
  "mask_h": 264
}]
</instances>
